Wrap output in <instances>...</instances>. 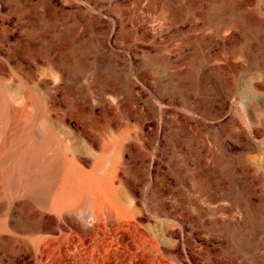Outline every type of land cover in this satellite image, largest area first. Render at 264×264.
Instances as JSON below:
<instances>
[{"label":"rangeland","instance_id":"374dc122","mask_svg":"<svg viewBox=\"0 0 264 264\" xmlns=\"http://www.w3.org/2000/svg\"><path fill=\"white\" fill-rule=\"evenodd\" d=\"M0 12L15 34L0 57L16 53L34 87L46 77L28 44L79 47L83 69L58 83L60 107L64 86L77 97L92 80L125 78L127 190L142 211L130 226L140 220L147 242L136 264H264V0H0ZM44 237L0 236L3 264L42 253L44 264H118L93 236Z\"/></svg>","mask_w":264,"mask_h":264},{"label":"bare ground","instance_id":"6f19581e","mask_svg":"<svg viewBox=\"0 0 264 264\" xmlns=\"http://www.w3.org/2000/svg\"><path fill=\"white\" fill-rule=\"evenodd\" d=\"M9 26L0 14V43L14 39ZM44 40L41 35L39 43L23 49L46 77L35 87L31 76L19 73L16 53L0 57V214L6 209L0 236H40L41 242L44 236H93L90 240L103 252L114 246L118 264H136L147 242L137 232L140 220L130 226L142 211L127 190L125 157L132 129L128 101L120 93L125 78L92 80L77 97L73 87L64 86V109L56 97L58 83L83 69L80 49L65 41L47 48L51 44ZM50 51L60 58L50 61ZM137 130L141 142V127ZM120 234L128 235L131 244L121 243ZM80 247L87 250L81 242Z\"/></svg>","mask_w":264,"mask_h":264}]
</instances>
